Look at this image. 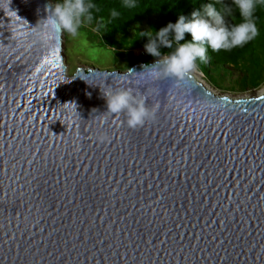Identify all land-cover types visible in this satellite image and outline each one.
I'll return each instance as SVG.
<instances>
[{
    "label": "water",
    "instance_id": "1",
    "mask_svg": "<svg viewBox=\"0 0 264 264\" xmlns=\"http://www.w3.org/2000/svg\"><path fill=\"white\" fill-rule=\"evenodd\" d=\"M49 4L0 0V264H264V99L132 71L156 61L68 76ZM119 87L157 118L103 113Z\"/></svg>",
    "mask_w": 264,
    "mask_h": 264
},
{
    "label": "clouds",
    "instance_id": "2",
    "mask_svg": "<svg viewBox=\"0 0 264 264\" xmlns=\"http://www.w3.org/2000/svg\"><path fill=\"white\" fill-rule=\"evenodd\" d=\"M10 2L8 0L7 10L15 11L9 7ZM258 3H264V0H232V5L238 9L241 19L239 23L231 26L226 23L225 18L232 16V7L224 4L223 0H215V3L196 8L190 17L179 15L175 23L168 22L158 31L149 29L141 32V36L148 38L144 46L146 52L157 60L154 64L144 65L143 71H132L145 81L156 82L166 78L182 81L195 68L197 60L207 59L208 48L213 51L231 50L256 37L258 30L254 14ZM135 6L136 0H123V7ZM95 7L93 0H56L54 5L45 6L46 17L39 19L33 30L44 42L60 31L75 37L85 21L93 20ZM110 15L115 19L120 13L114 9ZM186 33H190L191 40H185ZM164 48L172 51L163 54ZM103 94L107 103V111L103 113L123 114L129 128L141 127L147 121L157 118L159 104H150L149 97L142 92L119 87L107 89ZM64 105H72L77 111L75 102H65ZM100 139L105 140L108 137L101 135Z\"/></svg>",
    "mask_w": 264,
    "mask_h": 264
},
{
    "label": "trees",
    "instance_id": "3",
    "mask_svg": "<svg viewBox=\"0 0 264 264\" xmlns=\"http://www.w3.org/2000/svg\"><path fill=\"white\" fill-rule=\"evenodd\" d=\"M52 1L56 2V0ZM93 2L96 5L93 9V20L85 21V25L93 26L91 30L99 33L102 43L108 47L113 49L118 46L130 47L126 50L115 51V53L121 58L128 57L130 64L126 67H133L141 63L149 64L157 59L144 51L148 38L141 36V32L149 29L158 31L168 22L175 23L179 15L190 17L196 8L215 3V0H136L134 8L123 7V0H93ZM223 2L233 9L232 16L225 18L226 23L229 26L239 23L241 19L239 11L232 5V0H223ZM114 9L120 13L115 19L110 15ZM254 19L258 30L254 39L231 50L213 51L208 48L207 59L196 62L195 67L198 71L202 72L206 78L214 75L220 76L221 73L230 71L238 77L234 81L238 88L237 91L261 87L264 84V70L259 69V63L264 61V3H258ZM64 34L67 37L68 33L64 31ZM185 40H191L190 33L185 34ZM134 50L144 51L146 56L141 53L137 54ZM170 51L172 50L162 49L163 54H168Z\"/></svg>",
    "mask_w": 264,
    "mask_h": 264
},
{
    "label": "rangeland",
    "instance_id": "4",
    "mask_svg": "<svg viewBox=\"0 0 264 264\" xmlns=\"http://www.w3.org/2000/svg\"><path fill=\"white\" fill-rule=\"evenodd\" d=\"M85 24L83 23L81 25L75 37L69 33L67 37L65 34L63 36V54L68 76H73L78 68L120 70L122 72H126L132 68L126 67L130 64L128 57L121 58L115 53V51L126 50L130 47L118 46L116 47L117 50L108 47L102 43L100 34L91 30L93 26H86ZM145 27H147V24H145ZM134 51L137 54L141 53L143 56H146L140 50ZM144 51L146 52V50ZM259 69L264 70V61L259 63ZM215 72L217 73V71ZM225 72L221 73L220 76L214 75L206 78L195 67L189 74L198 82L202 83L210 92L221 98L227 97L231 100H242L264 96V84L257 89L237 91L238 88L234 81L238 77L234 76L230 71Z\"/></svg>",
    "mask_w": 264,
    "mask_h": 264
},
{
    "label": "snow or ice",
    "instance_id": "5",
    "mask_svg": "<svg viewBox=\"0 0 264 264\" xmlns=\"http://www.w3.org/2000/svg\"><path fill=\"white\" fill-rule=\"evenodd\" d=\"M223 99H227V97H224ZM258 99H264V97H258Z\"/></svg>",
    "mask_w": 264,
    "mask_h": 264
},
{
    "label": "built area",
    "instance_id": "6",
    "mask_svg": "<svg viewBox=\"0 0 264 264\" xmlns=\"http://www.w3.org/2000/svg\"><path fill=\"white\" fill-rule=\"evenodd\" d=\"M142 53H144V52H142Z\"/></svg>",
    "mask_w": 264,
    "mask_h": 264
}]
</instances>
